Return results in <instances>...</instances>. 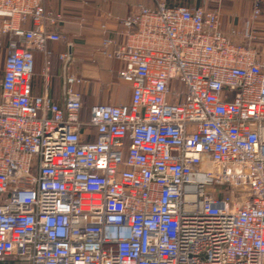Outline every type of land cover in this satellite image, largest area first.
<instances>
[{
  "label": "built area",
  "instance_id": "2783aa9c",
  "mask_svg": "<svg viewBox=\"0 0 264 264\" xmlns=\"http://www.w3.org/2000/svg\"><path fill=\"white\" fill-rule=\"evenodd\" d=\"M153 3L118 19L120 40L101 26L132 95L84 116L82 78L65 104L49 94L63 14L0 0V264H264V0L230 31Z\"/></svg>",
  "mask_w": 264,
  "mask_h": 264
},
{
  "label": "crops",
  "instance_id": "0c3cea01",
  "mask_svg": "<svg viewBox=\"0 0 264 264\" xmlns=\"http://www.w3.org/2000/svg\"><path fill=\"white\" fill-rule=\"evenodd\" d=\"M154 4L153 0H44L47 11L60 12L63 20L59 24L63 40L49 42L52 51L49 94L57 103L65 100L63 76L64 63L60 60L61 52H72V60L67 68L68 75L83 79L75 88L83 95V115L88 116L97 104L115 105L127 103L131 99L132 87L118 77L122 67L119 61L111 60L100 53L104 38L101 26L106 24L107 36L120 40L117 32L121 31L118 19L130 16L139 3ZM168 5L186 4L217 10L225 31H230L239 20L249 18L253 12L254 0H166ZM262 36L258 45L264 49V10L259 24ZM238 40H242L238 38ZM244 41V40H243ZM36 67L33 79V92L42 95L45 91V56L35 51ZM92 132L93 139L95 131Z\"/></svg>",
  "mask_w": 264,
  "mask_h": 264
},
{
  "label": "water",
  "instance_id": "95a60500",
  "mask_svg": "<svg viewBox=\"0 0 264 264\" xmlns=\"http://www.w3.org/2000/svg\"><path fill=\"white\" fill-rule=\"evenodd\" d=\"M71 60H72V52L70 51V53H69V57H68V59L65 61V63H64V69H63V71H64V76H63V87H64V95H65V93H66V88H67V68H68V66H69V64H70V62H71ZM65 97V96H64ZM64 104H65V100H64Z\"/></svg>",
  "mask_w": 264,
  "mask_h": 264
},
{
  "label": "rangeland",
  "instance_id": "374dc122",
  "mask_svg": "<svg viewBox=\"0 0 264 264\" xmlns=\"http://www.w3.org/2000/svg\"><path fill=\"white\" fill-rule=\"evenodd\" d=\"M5 55H6V48L3 45L2 47H0V79L3 74Z\"/></svg>",
  "mask_w": 264,
  "mask_h": 264
}]
</instances>
